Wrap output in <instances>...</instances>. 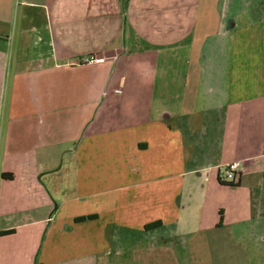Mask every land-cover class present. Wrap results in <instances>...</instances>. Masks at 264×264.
Masks as SVG:
<instances>
[{
	"label": "crops",
	"instance_id": "crops-1",
	"mask_svg": "<svg viewBox=\"0 0 264 264\" xmlns=\"http://www.w3.org/2000/svg\"><path fill=\"white\" fill-rule=\"evenodd\" d=\"M263 259L264 0H0V264Z\"/></svg>",
	"mask_w": 264,
	"mask_h": 264
},
{
	"label": "built area",
	"instance_id": "built-area-1",
	"mask_svg": "<svg viewBox=\"0 0 264 264\" xmlns=\"http://www.w3.org/2000/svg\"><path fill=\"white\" fill-rule=\"evenodd\" d=\"M101 62L95 56H87L78 61V64L92 65ZM244 172V166L240 161H235L224 165L220 169L219 180L227 185H239L241 177Z\"/></svg>",
	"mask_w": 264,
	"mask_h": 264
},
{
	"label": "rangeland",
	"instance_id": "rangeland-1",
	"mask_svg": "<svg viewBox=\"0 0 264 264\" xmlns=\"http://www.w3.org/2000/svg\"><path fill=\"white\" fill-rule=\"evenodd\" d=\"M262 255H263V253L261 254V258H262ZM226 264H243V262H241V261L240 262H237L236 261L235 263L234 262H229V263H226ZM260 264H264V259H263V261L261 260Z\"/></svg>",
	"mask_w": 264,
	"mask_h": 264
},
{
	"label": "trees",
	"instance_id": "trees-1",
	"mask_svg": "<svg viewBox=\"0 0 264 264\" xmlns=\"http://www.w3.org/2000/svg\"><path fill=\"white\" fill-rule=\"evenodd\" d=\"M220 183L223 184L221 181H220ZM223 185L230 186V187H237L238 186V185H227V184H223ZM5 234H12V232L5 233Z\"/></svg>",
	"mask_w": 264,
	"mask_h": 264
}]
</instances>
